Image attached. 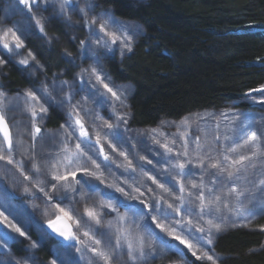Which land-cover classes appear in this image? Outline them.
<instances>
[{"label": "rangeland", "instance_id": "1", "mask_svg": "<svg viewBox=\"0 0 264 264\" xmlns=\"http://www.w3.org/2000/svg\"><path fill=\"white\" fill-rule=\"evenodd\" d=\"M31 3V0H29ZM88 3L93 4L89 0H74L75 11L73 7L69 6L66 9L65 15H61L57 12L46 13L43 11V7L40 5V0H37V3L32 4V10L29 12L28 8L21 3H18L15 0H0V60L4 63L0 64V81L3 83L2 76L5 69L12 65L23 69V64L20 63L21 59L28 58V53L31 52L35 56L34 49H37L36 46L33 50H27L24 48L25 35H21L20 31H17V36H20V39L23 41V47L16 49L12 48V51L4 49L2 44L4 42L3 32L8 28L14 30L22 28L31 24L32 27L28 31L31 34H35V31H38V25H36V20L39 19L41 23H44V18L52 19L59 18L60 22V34L58 37H55V41L58 42L60 48V55L64 56V62H62L60 72V80L51 81L49 84H44L46 82V76L42 73L38 60L35 57V60L29 58V63L26 65L28 67V73L23 72L26 76V79L29 80V85L19 86L16 90H10L5 85L0 84V92L4 93V97L0 99V111L3 112L4 117L10 123L13 135V164H8L7 160H0V196H4L5 199H9L13 205L22 207L25 211V207L22 205L27 204L28 206L34 205V208H37L36 211L40 214L38 223L44 225L49 220L56 218L57 216L64 215L59 211L60 208H63L65 212L68 213V218L71 217L75 233L77 236V241L73 246H63L57 242L50 241L49 246L51 252H53L54 257L51 261L46 264H52L55 261V264H61V261H64V264H105L104 259L94 253L91 249L96 248L101 251L108 252L111 249L109 244L115 245L116 233L115 229L118 227L117 224V212H113L107 207L101 208L100 205L102 202H110L114 207L117 208L120 215L127 214L128 216V227L134 231L138 230L145 234L147 237V230L144 228L145 224L150 225V227L161 237L163 240L171 241L178 247L183 249L184 253L191 255L195 258V264H210V261L202 256V252L205 251V247L201 249L196 242L195 236H199L200 233L195 232L196 226H205L204 221L212 218L214 222L221 223L222 228L227 223H231L237 219L238 216H241L245 213H250L254 209L257 210L248 215L250 221H258L262 215H264V192H261L257 187L260 179L264 178V171L258 175H253L254 169L257 164L261 169H264V159L261 155L262 147H257L256 149H251L249 144H243L241 137H246L247 131L257 130L258 135L260 131H263L261 126L258 125L252 117L248 114H241L240 112H234L233 115L231 111L219 118L215 119L209 117L208 115L200 114L199 119H185L183 121L168 125L160 126L143 133L142 136V146L139 150L137 143L134 148H136V153L129 146H127V141L125 140L126 136H130V132L127 124L121 123L119 132L124 136L123 143H117L112 136H108L105 139L104 134L109 130L105 127L106 123H116L117 115H124L127 119V110L126 106H120L119 102L113 103L114 98L110 97V94L107 97H90L89 89L92 92H96V88L93 87L95 84V78L92 79L91 83H87L83 91L79 92L78 95L74 97V102L80 101L82 98H87L86 101L80 105L81 111L79 113L80 118L83 120L85 126L89 129V135L92 137L93 143L95 142L96 132H99L101 135V144L104 145V151L109 155V161L107 163L111 164V169H106L104 166L103 158L97 159V163L101 164L99 173H103L101 180H97L95 176L88 175L83 171L77 173L75 179L71 176L68 177V180L61 181L57 183L52 180V173L55 172L60 175H64L65 172L75 171L77 168H89L91 171H97L95 166L92 165L91 161L87 159V156L76 161L72 164L70 168H65L67 160L64 159L65 153L62 151L64 144L62 141L65 140V133L67 131V123L69 120V112L72 111L68 105H60L59 100L63 97L64 93L59 92V81H68L69 84H73L74 88H78L81 85V80L78 76V73L81 72V69H87L94 65L95 58L92 55L91 50L81 49V41H85V49H87V42L89 40V29L85 26L82 27L85 22L81 18L80 9L86 8ZM44 4V2H43ZM51 4L52 8L59 9L58 4H53V0H48V5ZM94 5V4H93ZM46 6V5H45ZM25 10L31 19H27L21 15V12ZM103 10L99 7H96L94 12L88 13V19L90 20L92 15L100 14ZM11 18V19H10ZM117 18V17H116ZM10 19V20H9ZM34 19V22H33ZM117 20H120L117 18ZM121 21V20H120ZM128 25V24H127ZM84 31V35L77 36L76 30ZM110 31L113 29H109ZM103 35V34H101ZM32 41H34V37ZM7 41L10 46L14 45L15 41L11 34L8 35ZM93 49L96 51V56L106 54H114L115 56H122L127 52V50L121 49L119 42L116 45H111L112 51H105L104 49L96 48L95 40H92ZM41 44L37 45L39 48ZM102 56L103 58H105ZM101 58V57H100ZM73 60V64L68 63V60ZM102 60V59H101ZM78 62V64L76 63ZM102 63V61H101ZM103 66V65H102ZM10 70V69H8ZM64 71H67V76ZM103 72L105 69L103 67ZM7 74V73H6ZM6 77V76H5ZM106 83L108 81H105ZM57 85L54 90L53 85ZM111 86V85H110ZM123 86L126 91L125 95L127 96V87ZM47 89L51 94V106L54 103L53 95H56L58 106L61 110V125L55 128H46L45 121L47 118V113H40V105L47 107L49 106L45 103V98L40 96V93L37 92L36 95L39 97L38 102H33L31 106L35 107L37 116L32 117L30 111V105L25 103L24 94L28 91H35L37 89ZM101 93L105 92L102 86H99ZM67 91V87H65ZM99 99H106V103H99ZM127 101H125V105ZM43 116V119H41ZM252 123L254 127L249 128L247 131H243L244 126ZM40 128V133L35 134L34 126ZM64 126V127H62ZM166 127V128H164ZM116 129H113L115 131ZM35 135V139L33 136ZM219 135L220 139L217 142L215 136ZM134 136L138 139L141 137L138 133L135 132ZM229 139H225V137ZM199 137V145L196 143V138ZM185 138H187V151L188 156L181 157L182 160H190L191 164H186V171L188 168H191V175L187 176L186 179L181 182L185 184V202L189 207H196V211H199V201L195 200V197H188V190L191 189L193 183L200 184L203 180L205 186V196H207V188L212 187L211 181L215 179L212 173H215L216 169H209L207 167H201L198 163V157L205 158L207 155H210L217 159H222V155L227 151L229 147H232V140L240 139V147H237L236 153H227L230 157L238 159L240 155H251L252 151H256V155L252 157L251 161H245L244 165L237 166L241 167V172L235 174V168L229 166V170L234 172V176L231 180L227 177V180H223V185L215 188V193L222 197V200L219 204L213 206L212 216H205L203 220H199L195 216H186L181 210L179 215H173L167 219L157 216L158 222H161L165 227H176L177 232L182 238L187 239L190 244L193 245L191 249L179 243L173 237L168 236L166 233L160 231V229L155 227V224L151 223V216L157 215L156 211L152 209V196L156 194L159 198L162 190L158 187L159 183H164L165 179L173 180L175 183L177 180H180L179 177H174V174L167 172L169 165L167 163L159 162L166 160L169 156L175 157L177 153H182L184 151ZM175 141V143H173ZM261 140L259 142L262 145ZM3 140L0 136V143ZM75 141L74 139L69 144L70 151L75 153ZM111 144L114 147V151L109 147ZM167 144L170 148L173 149V152L168 153L163 145ZM99 145L96 146L93 151H98ZM81 149L87 153V155H92V152H89L88 149L84 148V145H81ZM120 152H125L127 154V159L124 156L120 155ZM7 155V153H5ZM103 157V156H101ZM96 157L93 156V159ZM131 161L132 167H128V162ZM151 161V162H149ZM17 162L23 164V168L17 166ZM143 163V164H142ZM34 165L40 167V175L37 178H31L30 172ZM144 165L145 167H142ZM23 172V174H21ZM25 176H28L29 179L26 180ZM155 177L157 184H153L148 177ZM226 176V175H225ZM84 179H81V178ZM224 177V176H223ZM222 177V178H223ZM34 180V181H32ZM85 181H89L93 185H99L100 189H103L105 192L110 193V196H104L102 192L93 191L91 188L85 184ZM67 183L71 187L77 189V192L73 193L70 190H66L63 185ZM47 184H57V188L54 192H57L55 195L51 194V199L49 196H45L43 192L39 191V186H47ZM109 185H114L109 187ZM218 186V183L217 185ZM165 187L169 188L170 192L172 191L171 185L165 184ZM179 185L177 184V189ZM231 187H236L238 191L245 193L243 196H237L235 194H229V189ZM25 188H30L31 192L26 193ZM117 188H123L125 192L129 195L125 196L123 192L117 191ZM135 188H139L141 192H144L145 195L141 196L140 199L133 200L130 199L131 196H139L138 192L133 191ZM148 188L153 190L152 193L147 191ZM84 189L88 190V193L83 194ZM6 190L7 194H10V197L7 196L4 192ZM51 190V188H50ZM193 193L198 192L197 189H191ZM45 191L46 187H45ZM60 191H63V196H60ZM50 193V192H49ZM37 194V195H35ZM40 194V195H39ZM178 195L179 192L177 191ZM41 196L38 200L37 197ZM63 198V199H61ZM76 198V199H75ZM71 199V201H68ZM164 199L169 203H173V198L168 194H164ZM140 200H145L147 206L142 205ZM195 200L193 204L192 201ZM80 201V202H79ZM135 205L137 211L133 213L127 208L122 207L121 204ZM163 204V200L161 201ZM174 203H179L175 201ZM225 203L227 207H225ZM38 204V206H37ZM166 208V205H163ZM95 208L97 214L101 217V223L96 224L93 219L86 215V209ZM33 209V208H32ZM234 210L235 214L232 213ZM33 211V210H31ZM171 211V210H168ZM148 214V215H146ZM7 215V213H5ZM33 216H37L35 213ZM65 216V215H64ZM183 218V221L186 223L187 220H192L193 235H187V230L181 232L179 230V225L175 222L180 221ZM9 219H12L9 217ZM13 223H16L13 220ZM111 225V227H109ZM19 226V225H18ZM35 228V226H33ZM0 228H3L5 231H8L13 236H19L18 233H15L11 228H6L3 224H0ZM261 229L264 232V223L261 226ZM88 232V236H84V232ZM215 233V232H214ZM213 233V234H214ZM40 238V234L37 233ZM28 240L27 236H19ZM50 238H46V240ZM95 240H100L99 245L95 244ZM159 239L153 238L154 245L159 249L161 243L158 242ZM40 242V241H39ZM44 249L46 247L45 243L40 242L38 249ZM79 249V251H77ZM9 251V247L4 249ZM28 254L30 252L37 251L31 246L27 247ZM196 251V256L192 255V252ZM44 254H46L43 251ZM38 255V253H37ZM37 255H31L22 257L23 264H43L40 261H35L34 259ZM47 255V254H46ZM42 257V255H40ZM59 256V258H57ZM197 256H201L200 259H197ZM43 258V257H42ZM109 264H133V262L128 258L126 252L116 250L113 253V257L110 260ZM151 264V263H147ZM174 264H189L184 261H177Z\"/></svg>", "mask_w": 264, "mask_h": 264}, {"label": "trees", "instance_id": "2", "mask_svg": "<svg viewBox=\"0 0 264 264\" xmlns=\"http://www.w3.org/2000/svg\"><path fill=\"white\" fill-rule=\"evenodd\" d=\"M89 1L103 11L111 10L125 24L140 26V34L133 38L131 52L120 57L113 53L99 55L111 81L127 87V126L131 135L125 140L134 154L137 143L140 152L144 132L185 119L198 120L204 113L218 120L230 111L232 115L235 111L248 114L264 131V0ZM40 5L46 13H58L51 4H47L45 10L43 0ZM21 15L29 18L25 10ZM58 19L44 18L43 32L38 27L35 34L27 32L25 35L24 48L29 51L37 48L33 51L47 78L44 84L60 80L63 71L60 65L65 63L55 41L60 35ZM75 30L77 36L84 35L82 29ZM28 69L26 65L23 69L14 65L7 67L0 84L10 90L29 85L23 73H28ZM64 73L69 76L67 71ZM52 98L55 104L49 107L45 121L48 129L58 127L62 122L56 95ZM135 132L140 139L134 136ZM262 150L264 159V147ZM262 171L264 169L257 164L253 175ZM28 173L31 178L40 175L34 168ZM221 179L227 180L226 176ZM222 185L218 183L216 189ZM51 187L52 184H47V188ZM82 192L89 191L84 189ZM32 208H28V212L38 222L40 214ZM256 210L238 216L213 234V243L205 247V251L213 256L215 264H264V232L261 229L264 215L258 221L248 219V215ZM34 213L37 216L34 217ZM232 213L235 214L234 210ZM37 233L39 231L33 227L26 234L28 240L15 236L17 239L8 245L9 251L0 252V262L23 264L25 259L22 257L29 258L37 253L35 261L43 264L51 261L54 254L49 242L56 241L51 236L50 240H41ZM39 241L45 243L44 249H38ZM33 242L37 244L33 248L37 251L26 255L27 247ZM158 242L161 243L160 239ZM168 244L173 245V250L164 248L155 259L148 257L147 263L174 264L181 260L195 264V258L184 253L182 248L171 241ZM177 248L180 251H175Z\"/></svg>", "mask_w": 264, "mask_h": 264}, {"label": "snow or ice", "instance_id": "3", "mask_svg": "<svg viewBox=\"0 0 264 264\" xmlns=\"http://www.w3.org/2000/svg\"><path fill=\"white\" fill-rule=\"evenodd\" d=\"M46 7L45 10H47V4L48 0H43ZM19 3L24 4L29 12L32 10V4L37 3V0H31V3L29 0H19ZM53 4L59 5V13L61 15H65L66 9L69 6L73 7V11H75V4L74 0H53ZM98 7V5H93L91 3H88L86 8L80 9L81 18L84 20L86 26L89 29V40L87 42V49H85V41H81V49L84 50H91L92 55L95 58L94 65L87 69H81V72L78 73V76L81 80V85L78 88H74L73 84H69L68 81H59V92L64 93L63 97L59 100L60 105H68L72 111L69 112V120L67 123V131L65 133V140L62 141L64 144V147L62 151L65 153L64 159L67 160V164L65 165V168H70L73 163L76 161L82 159L83 157L87 156V159L91 161L92 165L95 166V169L97 171H91L89 168H77L75 171L71 172H65L64 175L57 174L53 172L52 180L56 181L57 183L61 181H67L68 177L71 176L73 179H75L78 172L83 171L84 173L95 176L97 180H101V183H103V180L101 179V176L103 173L98 174V170L101 167L100 163H97V159L99 157L103 156V162L106 169H111V164L107 163L109 161V155H107L104 151V145L101 144V135L99 132H96V138L95 142L93 143L92 137L89 135V129L85 126L83 120L80 118L79 113L82 110L80 105L83 104L86 101V97L82 98L80 101L74 102V97L79 94V92L83 91L86 87L87 83H91L92 79L95 78V84H93V87L96 88V92H92L89 89V96L90 97H107L108 94H110L111 98H114L113 103L119 102L120 106H126L125 101L127 99V96L125 95L126 89L123 86H117L114 82L111 81V78L108 76L107 73L103 72V66L101 63V58L96 56V51L93 49L92 40L94 38L96 48L104 49L105 51H112L111 45H116L117 42H119V46L123 50H127L129 52L132 51V44H133V38L140 34V26L139 25H127L123 21L117 20L115 15L112 14L111 10L105 9L102 13L96 15H92L91 19H88V13L94 12L95 8ZM31 17H29V20ZM36 25L39 26V30L41 32L44 31V25L41 23L39 19L36 20ZM32 25L28 24L26 26H22V28H18L16 30L12 28H8L3 32L4 42L2 44V47L4 49H8L9 51H12V48H22L23 47V41L20 39V36H17V31H20L21 35H26L27 32L31 29ZM113 30H109V29ZM11 34L13 37V40L15 41L14 45L10 46L9 42L7 41L8 35ZM103 34V35H101ZM29 58L32 60H35V56L31 52L28 53V58L21 59L20 63L23 65H27L29 63ZM4 63V61L0 60V64ZM68 63L73 64V60L69 59ZM105 81H108L107 83ZM111 85V86H110ZM99 86H102L103 89H105V92L101 93L99 90ZM54 90L56 89L57 85H53ZM65 87H67V91H65ZM39 92L41 97L45 98V103L48 104L49 107H51V100H50V93L47 91V89H37L35 91H28L24 94V100L26 104L30 105V111L32 114V117L35 118L37 116V112L35 110L34 106H31L33 102H38L39 97L36 95V93ZM4 97V93L0 92V99ZM99 103L103 104L106 103V99H99ZM40 113H47L48 108L44 107L43 105H40L39 108ZM41 119H43V116H41ZM121 123L127 124V119L124 115H117L116 116V123H106L105 127L109 130L104 134L105 139L108 136H112L113 139L116 140L117 143H123L124 142V136L122 133L119 132V128L121 126ZM35 128V134L40 133V128L38 126L33 125ZM64 127V126H62ZM254 127V125L250 122L248 125L244 126L243 131H247L249 128ZM113 129H116L113 131ZM0 132L3 133V142L0 143V160H7L8 164H13V139L10 134V131L8 129L7 121L5 120L4 114L2 111H0ZM33 139H35V135L33 136ZM77 141L74 145L75 147V153H72L69 148V144L72 140ZM220 139L219 135L215 136V140L218 142ZM225 139H229L227 136ZM240 139L243 140V144H249L251 142L250 148L256 149L257 147H264V145H260L259 142L261 140H264V131H260L259 135L257 130L247 131L246 137H241ZM240 139H234L232 140V147H229L227 151L222 155V159L214 158L210 155H207L205 158L198 157V163L200 166L207 167L209 169H216L217 171L215 173H212L215 177L212 183V187L207 188L208 197L205 196V186L203 184V180L201 183L195 184L193 183L191 185V189H197L198 192L193 193V191L190 189L188 190V197L192 198L195 197V200L199 201V211H196V207H189L188 204L185 202V184L181 181L186 179L187 176L191 175V168H188L186 171V164H191L190 160H182L181 157H187L188 151H187V138H185V145H184V151L182 153H177L175 157L169 156L166 160L159 161L163 163H167L169 165L167 172H171L174 174V177H179L180 180H177L175 183H173V180L165 179L164 183H159L158 187L162 190V192L159 195V198L156 194H153L152 196V203L151 207L153 210L156 211L157 215L151 216V223L155 224V227L160 229L161 232L166 233L168 236L173 237L175 240L179 241L180 244L185 245L189 249L193 247L192 244L189 243L187 239L182 238L181 235L178 234L176 227H165V225L161 222H158L157 216L163 217L165 219L172 217L173 215H179L181 213V210H183L184 214L186 216H195L199 220H203L205 216H212L213 211V205L219 204L222 200V197L215 193V188L217 183H223V180L221 179L223 176L226 175V177L231 180L234 176V172L229 170V166L235 168V174H239L241 172V167L244 165V162L251 161L252 157L256 155V151H252L251 155H240L238 159H234L230 157L227 153H236L237 147H240ZM175 143V141H173ZM196 143L199 145V137L196 138ZM84 145V148L88 149L89 152H92V155H87L82 149L81 145ZM99 145L98 151H93V149L96 148V146ZM109 147L112 148L114 151V147L109 144ZM163 147L166 149L168 153L173 152V149L170 148L167 144L163 145ZM7 153V155H5ZM121 156H124L125 159H127V154L125 152H120ZM93 156L96 158L93 159ZM151 162V161H149ZM17 166L20 168H23V164L20 162H17ZM241 166V167H237ZM35 171L38 173L40 171V167L38 165L33 166ZM128 167L131 168V161L128 162ZM23 174V172L21 173ZM25 179L28 180L29 177L25 176ZM149 180L152 181L153 184H157V180L155 177H148ZM85 184L88 185L89 188H91L93 191H99L102 192L104 196H110L111 194L108 192H105L103 189L99 188V185H93L89 181H85ZM165 184L171 185L172 191L170 192L169 188L165 187ZM177 184L179 185L177 189ZM114 185H109V187H113ZM36 187L39 188L40 192H43L45 196H49L51 199V196L49 192L45 191V186H39ZM63 187L66 190H70L73 193L77 192V189L74 187H71L67 183L63 185ZM257 187L261 192H264V178L260 179L258 182ZM57 188V184L52 185V190L55 191ZM24 191L26 193H30V188H25ZM117 191L123 192L125 196H128L129 194L124 191L123 188H117ZM133 191L138 192L139 196H131L130 199L137 200L140 199L141 196H144L145 193L141 192L139 188H135ZM147 191L149 193H152L153 190L151 188H148ZM179 192L177 195L176 192ZM5 194L10 197V194H7L6 190H4ZM168 194L173 198V201H178L179 203H169L166 199H164V194ZM229 194H235L237 198L239 196L245 195L244 192L238 191L236 187H231L229 189ZM63 199V198H61ZM163 200V204L161 201ZM195 200L192 201V203H195ZM140 203L142 205L147 206V203L145 200H140ZM163 205H166V208L163 207ZM122 207L127 208L129 211H132L135 213L137 211L135 205H128V204H121ZM227 207V204L224 205ZM101 208L107 207L111 209L113 212H117V224L118 227L115 229L116 233V239H115V245L113 246L111 243L109 244V248L111 249L108 252L98 250L96 248L91 249L94 253L101 256L105 264H109L110 260L113 257V253L118 249L122 252H126V255L128 258L133 262V264H147V258L152 257L155 259L158 255V252H162L164 248H167L169 250H173V245L168 244L166 240L161 239L158 234L150 227V225L145 224L144 228L147 230V237L144 233L136 230H132L128 227V216L127 214L120 215L118 213V210L116 207L112 205L110 202H102L100 205ZM171 210V211H168ZM59 211L61 213H64L65 216H68V213L65 212L63 208H60ZM86 215L93 219L96 224L101 223V217L97 214V211L95 208L92 209H86ZM7 213V215H5ZM148 215V214H146ZM11 217L12 219H9ZM71 218V217H69ZM62 217L57 216L55 220H49L48 221V228L52 230V232L58 233L59 236L64 237L65 239L70 240H76L78 239L73 233L70 231H65L60 227V220ZM13 220L16 221V223H13ZM177 225H179V230L181 232H184L187 230V235H193V228H192V220L189 219L185 223L183 221V218L180 221L175 222ZM0 224H3L6 228H11V230L15 233H18L19 236H26L27 233H29L33 226L39 231L40 233V239L44 240L48 238L51 234L48 232L47 229L43 227V225L39 224L35 219L27 213L22 207H18L16 205H13L9 199H5L4 196H0ZM19 225V226H18ZM205 226H196L195 232L200 233L199 236H195L197 245L203 249L204 247L211 246L213 243V233L221 231V223H216L212 218H209L208 220L204 221ZM111 227V225H109ZM84 236H88L89 233L86 231L83 233ZM153 238L160 239L161 245L163 247L157 248L153 243ZM17 237L11 235L10 232L5 231L3 228H0V252H2L5 248L8 247V245L15 241ZM95 244L99 245L101 243L100 240H95ZM32 248H36L37 244L33 242L31 244ZM79 251V249H77ZM175 251H180V249H175ZM193 256H196V251L192 252ZM202 256L206 257L208 260L213 261V264H215V261L213 260V256L209 255L207 251L202 252ZM59 258V256H57ZM201 256H197V259H200ZM2 264V262H0ZM11 264V262H10ZM16 264H20L19 261L16 262ZM26 264V262H25ZM52 264H55V261L52 262ZM61 264H64V261H61Z\"/></svg>", "mask_w": 264, "mask_h": 264}, {"label": "water", "instance_id": "4", "mask_svg": "<svg viewBox=\"0 0 264 264\" xmlns=\"http://www.w3.org/2000/svg\"><path fill=\"white\" fill-rule=\"evenodd\" d=\"M5 120L7 121L8 129H9L10 134H11V136H12V130H11L10 124H9V122H8V120H7L6 118H5ZM0 135H1L2 139H3V133H2V132H0ZM12 139H13V138H12ZM60 217H62V219H61L60 222H59L60 227H61L63 230H65V231H70L71 233H73V234L76 236V233H75V231H74V226H73L72 221H71L67 216L62 215V216H60ZM55 219H56V218H55ZM55 219H53V220H55ZM44 228L48 230V232L51 234L50 236H51L54 240H56V241H58V242H60V243H62V244H65V245L71 246V245H74L75 242H76V240H77V239H76V240L65 239L64 237L59 236L58 233L52 232V230L48 228V222L44 224ZM76 237H77V236H76Z\"/></svg>", "mask_w": 264, "mask_h": 264}, {"label": "bare ground", "instance_id": "5", "mask_svg": "<svg viewBox=\"0 0 264 264\" xmlns=\"http://www.w3.org/2000/svg\"><path fill=\"white\" fill-rule=\"evenodd\" d=\"M38 200V199H37ZM21 248V247H20ZM35 253V252H34ZM30 254V253H29ZM35 255V254H34Z\"/></svg>", "mask_w": 264, "mask_h": 264}]
</instances>
